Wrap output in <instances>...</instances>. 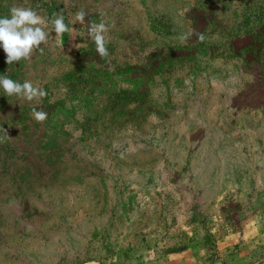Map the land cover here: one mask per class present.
I'll use <instances>...</instances> for the list:
<instances>
[{"label": "rangeland", "instance_id": "374dc122", "mask_svg": "<svg viewBox=\"0 0 264 264\" xmlns=\"http://www.w3.org/2000/svg\"><path fill=\"white\" fill-rule=\"evenodd\" d=\"M0 1L47 34L8 69L47 95L0 88V264L264 259V0Z\"/></svg>", "mask_w": 264, "mask_h": 264}, {"label": "clouds", "instance_id": "9594fccd", "mask_svg": "<svg viewBox=\"0 0 264 264\" xmlns=\"http://www.w3.org/2000/svg\"><path fill=\"white\" fill-rule=\"evenodd\" d=\"M77 18L82 23L85 13L79 12ZM44 23L34 10L16 6L11 7L9 17H0V48H3L6 54L8 65L30 59L35 50L42 51L41 45L47 43V34L42 27ZM52 24L58 40L69 31L62 16L55 18ZM107 31L108 27L104 22L92 23L88 31V36L94 42L101 59L109 55L105 37ZM198 39L203 41L204 36L199 35ZM0 88L8 97L17 96L29 102L40 100L47 95L44 89L34 86L31 81L25 80L21 83L7 75L0 76ZM32 115L37 123H43L47 119V113L44 111L33 109ZM2 140L3 138H0V142Z\"/></svg>", "mask_w": 264, "mask_h": 264}, {"label": "trees", "instance_id": "16d2710c", "mask_svg": "<svg viewBox=\"0 0 264 264\" xmlns=\"http://www.w3.org/2000/svg\"><path fill=\"white\" fill-rule=\"evenodd\" d=\"M0 17H8L7 15H5V12H4L3 7L1 5V1H0ZM1 49H2V52L1 53H4L5 54L3 48H1ZM171 64H172V62H168L167 63V67L170 66ZM12 66H13V64L12 65H8L6 63V54H5V58H3L2 60H0V76L7 75L9 78H11V79L14 80L15 77H14L13 72H11L10 70H8V69L12 68ZM160 69L161 68H157L156 67L155 70H154V74H156L157 72H162V70L164 69V67H162V70H160ZM135 71H137V69L134 68V67H127L126 68V72H131V74L134 73ZM102 74L105 75V76H109L111 73H109V72H103ZM138 77L139 76H132L130 79L129 78L126 79V81H127L126 83L128 85H132V88L131 89H126L125 91H122V93H123L122 98H127L128 97L126 95L127 93H129L130 95H132V98H129L130 100L132 99V101L135 100V99H138V98H145L146 92L141 93V92L135 90V89L138 88L137 85L140 82V80H139ZM107 78H108L107 79V83L108 84L114 81V79H112V78H109V77H107ZM147 81H149V80H147ZM107 83H104L103 85L104 86H107ZM113 83H115V82H113ZM147 84H148V82H147ZM113 97H115L116 99H119L120 98L119 95H114ZM131 114H133V112H130V115Z\"/></svg>", "mask_w": 264, "mask_h": 264}, {"label": "water", "instance_id": "95a60500", "mask_svg": "<svg viewBox=\"0 0 264 264\" xmlns=\"http://www.w3.org/2000/svg\"><path fill=\"white\" fill-rule=\"evenodd\" d=\"M254 264H264V259L259 262H255Z\"/></svg>", "mask_w": 264, "mask_h": 264}]
</instances>
